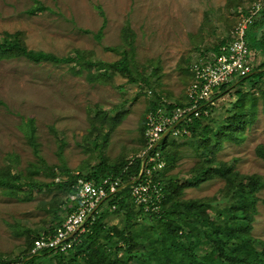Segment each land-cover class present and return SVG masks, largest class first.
Returning a JSON list of instances; mask_svg holds the SVG:
<instances>
[{"label":"rangeland","instance_id":"rangeland-1","mask_svg":"<svg viewBox=\"0 0 264 264\" xmlns=\"http://www.w3.org/2000/svg\"><path fill=\"white\" fill-rule=\"evenodd\" d=\"M256 1L0 0V39L5 32L18 33L29 50L70 60L0 58V177L18 174L21 185L12 188L16 194L0 186V259L24 255L29 241L63 218L67 194L57 184L142 150L150 102L156 97L185 102L193 80L190 66L199 50L233 36ZM123 52L131 60L135 83L111 67ZM259 56L256 67L263 61ZM231 90L215 103L207 139L178 140L168 151L166 174L179 188L177 200L215 206L229 195L224 178L196 184L194 176L208 160L264 177V160L256 152L264 146V84ZM238 117H244L240 125ZM49 170L62 174L54 178ZM31 181L54 184L32 190ZM256 196L246 233L264 243V189ZM206 216H213V210ZM108 224L121 229L124 221L111 217ZM130 235L138 246L156 253L163 248L159 223L138 219ZM165 247L174 250L170 243Z\"/></svg>","mask_w":264,"mask_h":264},{"label":"trees","instance_id":"trees-1","mask_svg":"<svg viewBox=\"0 0 264 264\" xmlns=\"http://www.w3.org/2000/svg\"><path fill=\"white\" fill-rule=\"evenodd\" d=\"M258 2H264V0H257L253 5ZM253 5L245 11L244 16L249 15ZM232 40L233 36L223 40L213 48L205 47L203 50H199L201 53L198 59L209 61L212 55L218 54L221 47ZM247 44L250 49L260 52L259 57L263 58L261 64L253 70L257 73L248 79L241 78L229 86H223L221 93L214 96V100L222 93H227L226 91L234 85L233 89L235 90L248 83L252 89L264 84V8L255 16L249 27ZM8 55H20L34 62L64 63L70 61L69 58H58L43 51L29 50L22 42L20 34L5 32L0 39V58ZM130 61L128 54L123 52L122 59L111 64V67L124 75H128L130 81L135 83L136 79L133 77ZM236 93H238V97H241L239 90ZM150 94L153 95V92L150 91ZM211 103L208 102L205 105L210 116L195 118L192 124L188 126L191 133L190 139L199 136L207 139L208 135L212 133L210 118L214 112V106ZM189 106L190 103L187 99L182 103H169L160 97H156L150 102L147 114L158 108L172 110ZM243 118L238 117V125L243 122ZM146 127L145 121L144 139ZM30 133L31 136L34 135V128H31ZM173 144L175 142L170 143V140L166 138L160 146L167 167L170 162L168 151ZM145 148L146 139L144 147L135 155L133 161L130 158L115 164L102 162L86 176H70L65 182L57 184L59 189L67 194L61 207L64 213L63 218L59 217L53 228L29 241L28 249L24 255L15 259H0V264H19L26 259L25 264H53L56 260H59L60 264H125V261L128 263L136 262L137 264H264V243L256 242L246 233V229L251 226L254 219L258 201L256 194L264 189V177L243 175L232 166L225 164L219 163L213 166V161L208 160L209 165L201 167L194 176L196 184L220 177L227 181L228 186H231L229 195L225 194L220 202H215L214 206V204L201 201L177 200L176 195L178 193L175 191L178 186L172 178L167 176L165 169L157 176V180L163 185L164 193L161 212L160 214H146L143 208L133 204L131 185H129L140 173L142 160L138 156ZM256 152L264 160V146H259ZM49 172L54 178H58L62 174V171L56 173L49 170ZM111 176L121 178L120 189L116 193L108 194L105 201L99 205L88 220L84 232L77 235L70 250L64 254L44 252L30 255L34 242L43 235H55L69 213L74 209L75 205L70 201V196L75 193L74 187L79 178L99 185L104 179ZM19 181L18 174H14L11 179L8 176H3L0 177V186H8L6 192L16 194L12 188H15ZM53 184L54 182L37 185L31 181L28 185L33 190L35 187L49 188ZM17 186L21 187L20 184ZM104 205H107L106 209H103ZM210 210H213V216L207 218L206 214ZM111 217H121V220L124 221L123 228L109 225L108 220ZM138 219L159 223L163 227L164 237L159 240L163 248L159 253L151 250L149 246H138V244L133 243L130 229ZM167 243H170L174 250L167 251V248H164Z\"/></svg>","mask_w":264,"mask_h":264},{"label":"built area","instance_id":"built-area-1","mask_svg":"<svg viewBox=\"0 0 264 264\" xmlns=\"http://www.w3.org/2000/svg\"><path fill=\"white\" fill-rule=\"evenodd\" d=\"M264 8V2L253 5L248 16H243L233 32V40L222 46L218 54L198 59L190 66L192 82L187 90L186 108H158L146 116V148L138 156L142 160L138 177L132 181L131 198L134 205L143 208L146 214H160L164 200L163 185L157 180L167 163L160 146L164 139L175 141L191 138L188 126L195 118L209 117L205 108L213 97L221 93L223 86H229L238 79L249 76L256 68L259 52L247 44V32L256 15ZM230 87L229 91H232ZM228 95V94H225ZM212 104V103H211ZM213 105V104H212ZM170 140V139H169ZM134 158H132V161ZM121 178L108 177L99 185L79 178L75 193L70 201L75 205L55 235H43L34 242L30 255L52 252L64 254L70 250L79 233H83L88 220L108 194L116 193ZM125 187V186H124ZM19 264H25L24 262Z\"/></svg>","mask_w":264,"mask_h":264},{"label":"crops","instance_id":"crops-1","mask_svg":"<svg viewBox=\"0 0 264 264\" xmlns=\"http://www.w3.org/2000/svg\"><path fill=\"white\" fill-rule=\"evenodd\" d=\"M235 86V85H234ZM233 86V87H234ZM227 93H222L218 98L217 97H215V100H214V97H213V99L211 100V102H212V104H213V106H215V103L219 100V99H222L223 97H225L226 95L225 94H230L231 92L228 90V91H226ZM185 99H186V97H185ZM171 141H170V143H172V142H176L175 140H173V139H170Z\"/></svg>","mask_w":264,"mask_h":264},{"label":"water","instance_id":"water-1","mask_svg":"<svg viewBox=\"0 0 264 264\" xmlns=\"http://www.w3.org/2000/svg\"><path fill=\"white\" fill-rule=\"evenodd\" d=\"M257 72H253V73H251L249 76H247V77H245V79H248L249 77H251V76H253L254 74H256ZM105 201V199L102 201V202H104ZM27 261V259L24 261V263Z\"/></svg>","mask_w":264,"mask_h":264}]
</instances>
